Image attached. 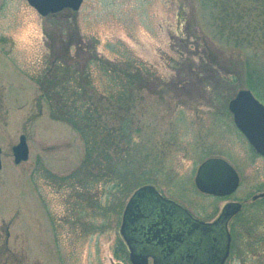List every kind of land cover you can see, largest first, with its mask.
Masks as SVG:
<instances>
[{
  "label": "rangeland",
  "instance_id": "rangeland-1",
  "mask_svg": "<svg viewBox=\"0 0 264 264\" xmlns=\"http://www.w3.org/2000/svg\"><path fill=\"white\" fill-rule=\"evenodd\" d=\"M253 1L239 0L258 5ZM205 2L83 0L78 11L64 9L43 18L26 0H0V264H125L114 253L122 242V212L93 231L92 224L103 219L84 208L75 180L66 186L55 180L80 166L85 146L69 124L52 118L37 83L61 54L78 53L77 63L84 65L95 40L98 54L115 60L112 48L120 45L121 53L138 59L157 78L138 92L132 116L139 128L134 156L142 158L148 184L203 221L232 200L245 201L240 213L253 221L264 219V199L258 200L260 207L251 201L264 192V157L253 153L227 108L239 90L247 89L243 77L238 87L229 88L214 84L199 68L209 61L203 41L224 58L219 70L228 79L234 75L226 74L234 68L228 60H238L243 51L224 45L207 27ZM76 40L84 52H78ZM214 94L218 97L211 98ZM20 137L28 156L17 164L12 147ZM209 157L224 158L239 174L233 195L215 198L195 188L196 169ZM239 218L231 221L230 232ZM236 232L243 236V250L231 248L225 264H264V244L247 247L245 228ZM254 234H264V221Z\"/></svg>",
  "mask_w": 264,
  "mask_h": 264
},
{
  "label": "trees",
  "instance_id": "trees-1",
  "mask_svg": "<svg viewBox=\"0 0 264 264\" xmlns=\"http://www.w3.org/2000/svg\"><path fill=\"white\" fill-rule=\"evenodd\" d=\"M253 2L258 5L239 0H208L203 4V13L208 17L207 27H212L211 32L219 36L224 45L240 48L243 55L240 53L238 60H228V67H234L226 71V74H234L228 79L219 70V66L225 67L221 64L225 63L224 58L215 54L203 41V54L209 61L207 65L203 62L199 68L214 84L222 83L229 88L238 87L239 76H242L241 83L245 88L264 103V0ZM75 42L78 52H84L81 42ZM95 44L96 40L92 42L94 50L87 55L84 65H78V53L75 56L61 54L37 83L41 96L49 104L52 118L69 124L78 132L85 146L80 166L55 180L65 186L75 180L82 201L86 202L83 207L91 209L94 217L103 219L101 224H92L91 227L93 231H100L103 226L107 227V219L119 218L126 199L136 188L151 181L146 177L148 170L141 164L142 158L134 156H138L136 135L139 128L132 116L138 92L143 88L149 89V83L157 81V78L138 59L121 53L120 45L112 48L117 58L111 60L98 54ZM237 65H242L243 70H236ZM206 78H200L201 83ZM216 97L218 95L211 96ZM102 183L103 190L98 192ZM262 204V201L254 202L257 207ZM239 217L231 224L232 250H243V236L236 232L241 227L245 228L247 247L255 249L264 244V234H254L264 219L253 221L242 213ZM114 253L118 261L130 264L123 242L116 243Z\"/></svg>",
  "mask_w": 264,
  "mask_h": 264
},
{
  "label": "water",
  "instance_id": "water-1",
  "mask_svg": "<svg viewBox=\"0 0 264 264\" xmlns=\"http://www.w3.org/2000/svg\"><path fill=\"white\" fill-rule=\"evenodd\" d=\"M83 0H26L42 17L57 13L63 9L77 11ZM235 127L246 138L250 146L259 155L264 156V104L250 90L241 89L228 102ZM26 141L20 137L19 144L12 147L15 163L26 160L28 149ZM1 154V149H0ZM1 167V160H0ZM239 177L234 168L224 159L211 157L204 160L197 168L194 184L202 193L225 196L238 187ZM264 193L259 194V197ZM257 196H253L255 199ZM241 204L227 203L219 217L213 223H205L193 218L186 209L172 200L162 197L152 185L137 188L127 200L119 233L129 250L131 264H179L184 257L173 263L163 262L170 256L178 243L193 236L194 255L186 256L192 264H223L229 254L230 235L227 230L228 220L240 211ZM221 228V242L218 247L209 245V258L197 262L198 252L203 238L212 227ZM164 254L159 259L155 252Z\"/></svg>",
  "mask_w": 264,
  "mask_h": 264
},
{
  "label": "flooded vegetation",
  "instance_id": "flooded-vegetation-1",
  "mask_svg": "<svg viewBox=\"0 0 264 264\" xmlns=\"http://www.w3.org/2000/svg\"><path fill=\"white\" fill-rule=\"evenodd\" d=\"M253 153H255V152L253 151ZM234 193H232L230 195H227V196H215V195H210V194H205V193H203V194L207 195V196H210V197L223 198V197H229V196L233 195ZM262 198H264V196L258 197L256 199H252L251 201L255 202V201H257L259 199H262ZM229 202H238V201L232 200V201H229ZM244 202L245 201L239 202V203H241V209H242V207L245 204ZM223 206L221 207V210H222ZM241 209H240V211L238 213L233 215L228 220V222H227V230H228L229 233H230L229 224L231 223V221L235 217H237L240 214ZM221 210H220V212H221ZM220 212H219V214H220ZM219 214L213 219L204 220V222L213 223L218 218ZM221 234H222V230H221V228H218L217 226L212 227L211 230L209 232H207V234L203 238L204 241H203V244H202V246L200 248V251L198 252L199 253L198 256H197V262L198 263L200 261L206 259V258H209V247H210L209 245H211V246L214 245L215 247H218V244L221 242ZM197 238H198V236L196 235V236H193L192 238L186 239V241L184 240L183 242L176 244L177 247H176V249H174L173 253L170 256L166 257V260H162V261L163 262L173 263L175 261H178L180 259V257L183 256L184 260L181 261V262L179 261V264H192L191 260L186 261L185 258H187L186 256H188V255L192 256V255L195 254V252H193L195 246H192L191 240L195 241ZM230 238H231V236H230ZM230 243H231V241H230ZM155 254H156V256H158L159 259H162V258L164 259V257H163L164 254H160L159 251L155 252ZM150 259H151L150 260L151 264H153V259L152 258H150Z\"/></svg>",
  "mask_w": 264,
  "mask_h": 264
}]
</instances>
